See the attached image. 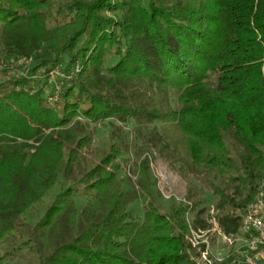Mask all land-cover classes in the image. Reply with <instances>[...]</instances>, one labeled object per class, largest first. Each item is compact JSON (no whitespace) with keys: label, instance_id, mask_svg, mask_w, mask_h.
<instances>
[{"label":"trees","instance_id":"16d2710c","mask_svg":"<svg viewBox=\"0 0 264 264\" xmlns=\"http://www.w3.org/2000/svg\"><path fill=\"white\" fill-rule=\"evenodd\" d=\"M21 59L13 76L17 64L1 65L0 264L19 251L36 264H202L206 243L191 236L210 217L247 239L264 188V0H0V61ZM108 120L160 124L161 148L233 194L212 183L215 217L201 200L164 213L146 157L136 174L148 208L134 219L123 148L84 156Z\"/></svg>","mask_w":264,"mask_h":264},{"label":"rangeland","instance_id":"374dc122","mask_svg":"<svg viewBox=\"0 0 264 264\" xmlns=\"http://www.w3.org/2000/svg\"><path fill=\"white\" fill-rule=\"evenodd\" d=\"M12 62L0 61V80L7 77L3 73L4 67L1 65L10 66ZM26 65L23 63L21 67H18L17 64L15 68H18H11L7 71H9V75L13 76L23 69L26 70ZM92 129L93 141L84 156L96 160L95 155L101 152V150H108L112 142L117 143L124 150L123 154L118 158L123 166V170L119 173V178L122 180L123 187L128 194L129 209L134 219L142 220L148 208V203L142 197L143 191L139 187L136 174L137 164L146 157L150 161L152 190L164 213L168 211L172 202L201 200L207 208L204 216L215 217L218 212L217 205L221 201L219 196L214 193L212 183L222 186L228 194H233L234 188L227 187L222 178L215 179L203 175H194L183 167L180 156L168 153L161 148L160 146L167 143V140L163 134L162 126L158 123L129 122L128 124H122L116 120H108L105 124H93ZM127 177L130 179H127ZM57 192L58 188L53 192L52 197ZM78 198L80 204L85 203V200L81 196ZM50 200L51 198H48L45 204L39 206V215L44 213L46 205ZM193 216V213L189 215L190 218ZM29 218L32 222L38 220V216L36 215H29ZM209 219L212 224L210 232L204 235L192 233L191 238L195 241L196 246L200 247L201 244L206 243V250H208L207 258H211V260L222 258L223 261L234 255L235 260L233 264H245L244 255L247 252L248 244L243 229L241 230V234L229 238L220 228L216 217H210ZM21 232L26 235L27 231L23 229ZM16 245L15 240L11 239L5 244V249L11 250ZM200 251L202 254L203 249L201 247ZM198 260L200 263L206 264L203 257L198 258ZM7 264H36V260L29 253L19 251L8 256ZM260 264H264V261Z\"/></svg>","mask_w":264,"mask_h":264},{"label":"built area","instance_id":"2783aa9c","mask_svg":"<svg viewBox=\"0 0 264 264\" xmlns=\"http://www.w3.org/2000/svg\"><path fill=\"white\" fill-rule=\"evenodd\" d=\"M24 59L15 63L13 61L10 65L13 67L15 64H20ZM60 74L59 69H55L50 73V80H53ZM264 185V183H263ZM244 228L248 233L247 237V252L244 257L245 264H260L264 261V188H261L256 195L254 201L248 206L244 215ZM195 238V236L193 235ZM193 246L197 247L195 241ZM208 250L206 248L202 251L201 257L204 258L206 264H214L221 262L222 258L212 259L207 258ZM200 257V258H201Z\"/></svg>","mask_w":264,"mask_h":264},{"label":"crops","instance_id":"0c3cea01","mask_svg":"<svg viewBox=\"0 0 264 264\" xmlns=\"http://www.w3.org/2000/svg\"><path fill=\"white\" fill-rule=\"evenodd\" d=\"M244 257H245V255H244Z\"/></svg>","mask_w":264,"mask_h":264}]
</instances>
